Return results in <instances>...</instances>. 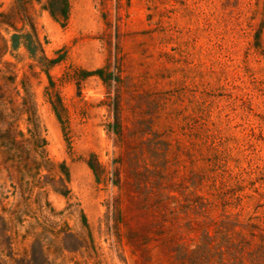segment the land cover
<instances>
[{
	"label": "rangeland",
	"instance_id": "rangeland-1",
	"mask_svg": "<svg viewBox=\"0 0 264 264\" xmlns=\"http://www.w3.org/2000/svg\"><path fill=\"white\" fill-rule=\"evenodd\" d=\"M52 1L0 0V264H264V0Z\"/></svg>",
	"mask_w": 264,
	"mask_h": 264
},
{
	"label": "trees",
	"instance_id": "trees-1",
	"mask_svg": "<svg viewBox=\"0 0 264 264\" xmlns=\"http://www.w3.org/2000/svg\"><path fill=\"white\" fill-rule=\"evenodd\" d=\"M53 5L51 3H48V11L52 18L61 24L62 26L66 25L67 19H68V12H69V5L68 0H53ZM59 62V59H56L54 61H51L52 64H55ZM62 189H57V193L60 195H67L68 190L65 184H61Z\"/></svg>",
	"mask_w": 264,
	"mask_h": 264
}]
</instances>
